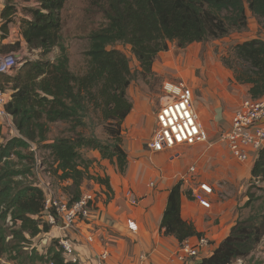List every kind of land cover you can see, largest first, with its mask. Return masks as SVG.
Masks as SVG:
<instances>
[{
    "label": "trees",
    "instance_id": "trees-1",
    "mask_svg": "<svg viewBox=\"0 0 264 264\" xmlns=\"http://www.w3.org/2000/svg\"><path fill=\"white\" fill-rule=\"evenodd\" d=\"M5 1L4 30L18 12L15 0ZM35 1L36 7L26 8L30 18H22L21 30L29 50L41 51L39 58L24 60L12 76L0 75V88L5 84L13 92L6 110L21 135L0 146V258L9 253V260L19 264H75L65 261L57 241L43 256L31 248L33 239L51 230L41 219L45 194L37 184L27 182L26 172L18 169L12 158L17 155L22 164L23 160L29 161L31 158L24 157L21 150H27L32 143L38 148L48 142L50 124L71 122L74 129L87 127L84 120L91 117L90 101L95 110H102L104 121L121 127L133 109L127 97L133 74L129 58L117 49L118 45L131 47L141 73L152 74L157 56L167 52L171 43L185 49L245 33L250 18L260 20L264 27V0H90L106 24L89 35L88 70L82 76L71 72L70 56L62 43V12L68 0ZM56 47L60 56L52 63L46 57ZM19 48L20 44L10 47L12 51ZM223 64L232 71L237 84L250 88L252 99L264 97L263 40L253 38L235 45L232 53L223 58ZM114 130L106 129L105 141L80 132L73 138L58 137L46 146L54 157L49 173L71 182L66 189L71 204L81 199L85 180L105 186L106 201L112 200L109 178L89 176L91 161L85 159L82 150L98 152L104 161L125 174L128 154L122 148L119 130ZM251 175L255 182L264 181V149L255 160ZM182 186L179 182L171 189L161 224L165 235L180 244L205 236L194 223L182 218ZM186 195L193 200L190 192ZM96 204L95 200V209ZM263 240L264 215L240 218L230 235L201 264H234L250 257Z\"/></svg>",
    "mask_w": 264,
    "mask_h": 264
},
{
    "label": "rangeland",
    "instance_id": "rangeland-1",
    "mask_svg": "<svg viewBox=\"0 0 264 264\" xmlns=\"http://www.w3.org/2000/svg\"><path fill=\"white\" fill-rule=\"evenodd\" d=\"M24 1L28 4L33 2L37 6L35 0L20 1L17 11L20 8L23 14H27L26 8H30L23 9L21 7V3ZM90 3V0H68L62 12V43L67 47L70 56V70L77 76L84 75L88 70L86 52L90 48L89 35L106 24L103 15L93 9ZM249 39H251L250 33L242 32L233 33L219 40L194 44L185 49H180L176 43H171L167 52H161L157 56L152 74L141 73L140 64L132 53L131 47L118 45L117 49L124 52L129 58L133 74L127 96L133 109L121 127H117L112 121H104L102 110H95L90 101L89 116L91 117L84 120L87 127L74 129V124L71 122L50 124L48 142L39 145L36 154L31 150V146L27 150H21L24 157L31 158H28L29 161L23 160L22 164L16 155L12 158V163L17 164L18 169H23L26 172L27 182H34L38 186L51 184L57 196H68L66 189L71 182H63L49 173V168L53 167L54 157L51 154L52 151L46 147L47 145H50L58 137L73 138L80 132L88 137L94 135L105 141L108 139L106 129L112 128L115 129L114 131L119 130V137L123 141L122 148L126 153L128 150L126 145L129 147L130 141H138V144H145L148 147V143L154 138L158 129L157 113L163 104L173 98V94L168 93L169 89L166 86L171 83L185 84L186 87L194 91V108L200 115L203 128L209 133L211 141L209 144L192 147H175L171 150L172 153L167 160L165 159L168 155L164 153V160L171 165L174 163L175 170L181 173L177 178L179 182L180 177L190 167H196L200 180L215 187L210 211L216 210L217 212V218L213 220L216 226L220 224V219L222 220L223 217L237 222L240 218H247L250 215H264V181L255 182L251 175L253 166L252 168L250 166L252 163L254 165L255 161L240 163L230 151V146L223 141L224 137L221 136L229 127V120L234 109L251 99L249 90L247 92L245 88L246 85H239L235 82L232 71L223 64V58H227L232 53V48L235 45ZM29 52L30 54L25 60L39 58L40 50H29ZM59 56L60 49L56 47L52 53L47 55L46 60L54 63ZM14 74L15 72H11L8 76ZM2 89L10 92L11 87L4 85ZM226 110L229 115L224 118ZM213 120H218L221 125L222 123L224 125L218 124L217 127L216 125L212 127L209 123ZM82 154L85 159L91 161L89 176L106 178L104 173L107 164L99 153L83 149ZM157 162L159 161L157 160ZM163 165L165 166V164ZM109 167L108 170L112 174L114 171L117 174L121 173L116 165L112 164ZM98 185L100 184L94 180H85L83 194L87 191L99 197V193L96 191ZM188 189L185 188L187 192ZM130 191L133 193L132 190ZM248 202L251 203L249 207L246 206ZM212 213L210 214L212 215ZM209 219L212 220L210 215ZM9 225L8 227L11 226ZM209 244L218 243L211 239ZM259 247L254 250L252 258L247 261V264H264V240ZM3 258L9 260L10 254L8 253Z\"/></svg>",
    "mask_w": 264,
    "mask_h": 264
},
{
    "label": "crops",
    "instance_id": "crops-1",
    "mask_svg": "<svg viewBox=\"0 0 264 264\" xmlns=\"http://www.w3.org/2000/svg\"><path fill=\"white\" fill-rule=\"evenodd\" d=\"M20 1L22 0H15L16 8H18ZM31 3L33 2L28 4L24 1L21 3V7L24 9L36 6L35 3ZM0 5V55L21 54L25 60L30 52L28 44L22 36L21 24L22 18H30V16L21 13L19 8L14 22L4 30L3 26L6 21L3 19V11L6 7V1L0 0ZM247 33H250L251 39L255 35V38L264 41V27L260 20L256 18H250ZM16 44H20L19 50L12 51L10 47ZM245 88L248 92L249 87L246 86ZM7 92L9 91L7 90ZM12 93L10 90V96ZM207 107L209 108L208 105ZM224 114V118H226V115H229L228 110ZM209 124L212 127L214 125L217 127L218 124L221 125L218 120H213ZM223 125L224 123L221 126ZM206 128L208 127L206 126ZM20 137L21 135L16 127L6 128L0 124V146ZM128 145L129 147L126 145V148L128 149L129 165L125 174H117L115 171L112 174L108 170L112 167H109V165L112 164L104 161L107 164L104 174H106L105 177L109 178L112 200L106 201L107 188L98 185L96 191L99 193V197L96 199V213L91 225L82 222L78 226L77 233L72 235L75 240L76 252L79 253L83 264H93V254L103 251L110 253V258L106 261V264H182L178 259L180 243L174 237H167L161 227L170 191L173 186L179 183L177 178L181 174L173 167L174 163L171 165L168 161H165L171 155L172 149H167L164 152H153L146 147L147 145L138 144V141H130ZM164 153L168 155L166 159ZM251 161H255V159L253 158ZM252 166L253 163L250 168ZM130 190L138 199L137 205L129 203L127 193ZM182 192L183 220L194 223L199 232L205 233V237L208 238L209 242L213 239L218 243L203 250L201 258L193 262V264H201L202 260L211 256L215 249L230 235L236 221L233 222L232 219L223 217L222 220L220 219V224L216 226L213 221L214 218H217L216 210L212 211L213 213L207 211L199 203L189 199L185 194L184 187H182ZM209 215L212 220L209 219ZM128 221L136 224L137 232H133L128 228ZM89 233L96 236L94 244H90L88 241ZM59 235L57 229L51 228L48 234L41 235L40 239L37 237L41 240L39 244L35 243L36 238L33 239L31 248L36 249L41 256L46 255L53 242L50 240L59 237ZM46 241L50 243L48 244ZM197 241L198 238L196 237L189 240L192 245L196 244ZM252 255L234 264H247ZM0 264H19V262L0 258ZM33 264L49 263L36 261Z\"/></svg>",
    "mask_w": 264,
    "mask_h": 264
},
{
    "label": "built area",
    "instance_id": "built-area-1",
    "mask_svg": "<svg viewBox=\"0 0 264 264\" xmlns=\"http://www.w3.org/2000/svg\"><path fill=\"white\" fill-rule=\"evenodd\" d=\"M23 61L24 58L21 54L0 55V75H8L14 72ZM166 87L169 89L168 93L173 94V98L163 104L159 110L157 114L158 129L154 138L148 143V148L153 152H164L177 146L192 147L209 143L210 136L203 128L200 115L194 108V91L186 87L185 84L175 85L171 83ZM10 98L9 92L0 88V124L6 128H15L13 118L6 110ZM223 134L221 135L224 137L223 141L230 146V151L240 163H247L253 158H257L259 152L264 149V98L261 100L251 98L234 109L229 127ZM30 146L36 154L37 147L35 144L32 143ZM180 182L183 183L184 188H189L188 192H190L193 200L199 203L203 209L207 211L212 209L215 187L200 180L196 167H190L180 177ZM39 187L43 189L45 194V207L41 216L42 223H47L51 228L57 229L60 234L59 237L50 241L58 242L66 262L83 264L79 253L76 252L75 240L72 235L77 233L78 226L82 222L91 225L96 213V194L86 191L79 201L71 204L68 196L58 195L60 196L58 197L51 184H41ZM127 197L131 205H137V197L131 191H128ZM127 224L131 231L137 232L138 228L134 222L128 221ZM95 238V235L89 233L88 241L90 244L95 243ZM39 239L36 238V244L40 243L41 240ZM209 246V240L205 236L198 239L197 243L193 245L187 240L180 244L178 259L182 264H193L201 258L202 251ZM93 257V264H106L110 258V253L108 251L94 253ZM241 261L238 260L237 262Z\"/></svg>",
    "mask_w": 264,
    "mask_h": 264
},
{
    "label": "clouds",
    "instance_id": "clouds-1",
    "mask_svg": "<svg viewBox=\"0 0 264 264\" xmlns=\"http://www.w3.org/2000/svg\"><path fill=\"white\" fill-rule=\"evenodd\" d=\"M251 98V97H250ZM209 134V133H208ZM211 139V138H210ZM211 141V140H210ZM210 143V142H209ZM209 143H206V144H209ZM178 147V146H177ZM260 153V152H259ZM259 156V155H258ZM258 158V157H257ZM255 158V160L257 159ZM183 187V186H182ZM187 193V191L185 190V194Z\"/></svg>",
    "mask_w": 264,
    "mask_h": 264
}]
</instances>
